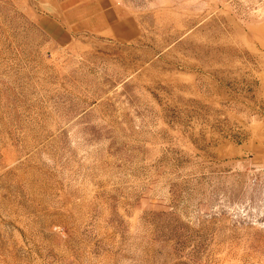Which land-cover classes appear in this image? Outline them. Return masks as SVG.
Returning a JSON list of instances; mask_svg holds the SVG:
<instances>
[{"label":"rangeland","instance_id":"rangeland-1","mask_svg":"<svg viewBox=\"0 0 264 264\" xmlns=\"http://www.w3.org/2000/svg\"><path fill=\"white\" fill-rule=\"evenodd\" d=\"M0 264H264V0H0Z\"/></svg>","mask_w":264,"mask_h":264}]
</instances>
